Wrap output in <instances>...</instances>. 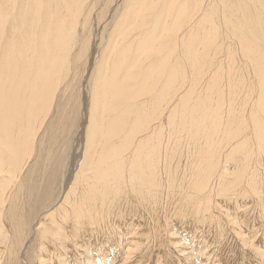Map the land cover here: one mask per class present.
<instances>
[{"label": "bare ground", "instance_id": "1", "mask_svg": "<svg viewBox=\"0 0 264 264\" xmlns=\"http://www.w3.org/2000/svg\"><path fill=\"white\" fill-rule=\"evenodd\" d=\"M84 1L0 0V264H126L179 228L217 264L264 218V0H119L110 31Z\"/></svg>", "mask_w": 264, "mask_h": 264}, {"label": "rangeland", "instance_id": "2", "mask_svg": "<svg viewBox=\"0 0 264 264\" xmlns=\"http://www.w3.org/2000/svg\"><path fill=\"white\" fill-rule=\"evenodd\" d=\"M100 3H102V4L104 3V4L103 5L101 4L102 6L101 5L99 6V8H98L99 10L96 8L98 10L96 12L97 13V19H99L98 22L100 24V27L110 31L112 29L111 27L113 26L112 24H115L119 19L118 17H119V13L121 11L120 10L121 4H120L119 0H106V1L103 0ZM91 4H92V0L84 1V6L86 8L91 6ZM103 23H104V26H103ZM91 29H92V26L90 25L86 29V32L88 30L90 31ZM81 34L82 33H79V35H81ZM8 36H10V33H7V37ZM7 37L3 39L4 45H6V43H7ZM74 56H75V54H73V58H74ZM69 94H70L71 98L75 99V97L78 96L79 91L77 88H75V89L73 88L72 90H70ZM70 107H71V105H70ZM76 118L77 117L74 114L67 113L64 117L65 120L58 127H56L54 129L56 131L54 139L59 138V142L66 141V140H68V141L74 140L75 135L77 133V128L79 126V124H77L78 121ZM62 143H64V142H62ZM58 144L61 145V146H59L60 148H63V145L61 143H58ZM68 144H69V142H68ZM60 151H61V149L60 150L57 149V151L55 153V158L57 157V153L59 155L61 154ZM45 157H46V155H45ZM45 184H46V182H45ZM43 186H44V184L42 185V187ZM41 194H42V191L40 192V195ZM241 209L244 211V213H243L244 217L249 222V224H248L250 227L248 230L249 233H251L256 238L250 237L249 234H246L247 237L245 235L244 236L242 235L243 236L242 239H238V238L233 239L230 236L224 237L222 240V243H221L223 248L221 247V245H219L217 248L218 253H221V257L218 258L219 262H217V264H248V261H251L253 264H255V262L258 263V261H259V259L258 260L256 259L257 258L256 253L258 251L257 249L259 248L262 251L264 250V218L261 217V214L256 213L259 211V209L256 208L254 202L253 203L249 202V203L243 204ZM32 223H33V221H31V226H32ZM251 223H253L254 226L257 225V226H255L257 229L256 233H255V231H253ZM261 226H262V228H261ZM35 229H36V227H35ZM259 230H261V231H259ZM175 232H176L175 233L176 236H172V237L169 236V240L171 242L170 245H169V243H167L165 236H162L164 238H160L161 241H158V240H160L159 238H154L158 241L156 243H150L149 241L146 243H143L142 244V246H144L143 249L137 248V246H139V244H137L136 248L134 247L135 248L134 251L137 253L133 254L132 259L127 260L126 264H199V263H201V264H212V262L214 261V258L217 256V251L214 250L215 245L211 246V244L204 242L203 239L200 238L202 234H199V232H195V235H193V233H191V234L189 233L190 235H188V232H187L188 238H190V239H188V244L183 245L182 247H187V248H184L185 251L186 250L189 251L190 255H194V256L192 257L193 259L190 257V261L187 259L185 260L182 258L180 252L178 251L180 247L177 248V246H176V248H175V243L180 241L179 240L181 238L180 233L182 234V232L180 231V228L177 229ZM258 234H259V236H258ZM260 234H262V235H260ZM204 235H206V234H204ZM182 236H184V235H182ZM260 237H262V238L260 239ZM183 241L184 240H182L181 243ZM260 241H261V243H260ZM159 242H161V244ZM205 244L208 246L207 250H209L210 254L212 253L210 255L212 258L208 259L207 257H205V258L203 257V260H204L203 261L198 257H200L201 253H203V251H205V249L207 248L205 246ZM147 245H149V246L147 247ZM166 245L169 246L168 249L164 248ZM154 248H156V249L158 248V249L157 250L155 249L154 251L150 250V249H154ZM221 248L224 251H221ZM233 251L235 254L232 253ZM141 252L144 253L143 256L140 255ZM156 252L158 254L159 253L160 254L158 255V254H156ZM113 253L116 254L115 252H113ZM113 253H112V255H113ZM27 254L29 255V249L27 251ZM120 254H117V256ZM157 255H158V258H156ZM230 255H232V256H230ZM117 256L115 258H117ZM153 256H155V257H153ZM160 256H161V258H160ZM233 256H234V258H233ZM154 258H156V261L154 260ZM28 260H30V257H28L26 255V261H25V259H24V261L20 260L19 264H28ZM205 260L206 261L208 260L209 262H206ZM151 261H152V263H151ZM99 263H101V262H99ZM258 264H260V263H258Z\"/></svg>", "mask_w": 264, "mask_h": 264}]
</instances>
